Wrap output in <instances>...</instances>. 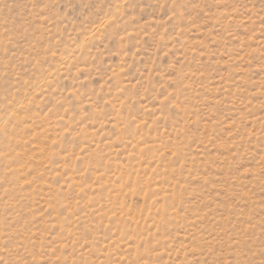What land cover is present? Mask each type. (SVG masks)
Here are the masks:
<instances>
[{"label":"rangeland","instance_id":"obj_1","mask_svg":"<svg viewBox=\"0 0 264 264\" xmlns=\"http://www.w3.org/2000/svg\"><path fill=\"white\" fill-rule=\"evenodd\" d=\"M0 264H264V0H0Z\"/></svg>","mask_w":264,"mask_h":264}]
</instances>
